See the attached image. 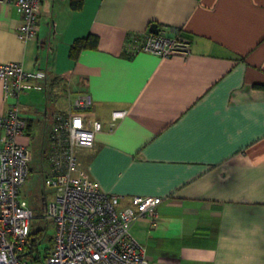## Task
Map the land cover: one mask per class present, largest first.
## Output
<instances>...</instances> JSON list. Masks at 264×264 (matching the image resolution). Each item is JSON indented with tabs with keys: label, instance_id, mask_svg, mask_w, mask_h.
Listing matches in <instances>:
<instances>
[{
	"label": "crops",
	"instance_id": "crops-1",
	"mask_svg": "<svg viewBox=\"0 0 264 264\" xmlns=\"http://www.w3.org/2000/svg\"><path fill=\"white\" fill-rule=\"evenodd\" d=\"M21 19L0 1V63L45 73L17 96L0 82V113L17 104L26 120L18 141L28 146L39 121L46 151L54 114L85 111L102 124L79 155L88 178L121 205L161 197L154 223L130 227L150 264H264V0H41L26 41ZM152 23L188 36L190 53L130 54L129 35ZM89 34L95 47L71 56ZM80 94L89 108L74 109Z\"/></svg>",
	"mask_w": 264,
	"mask_h": 264
},
{
	"label": "built area",
	"instance_id": "built-area-1",
	"mask_svg": "<svg viewBox=\"0 0 264 264\" xmlns=\"http://www.w3.org/2000/svg\"><path fill=\"white\" fill-rule=\"evenodd\" d=\"M5 1V0H0ZM21 22L17 35L22 40L37 35L41 0H14ZM131 54L140 50L161 57L187 55L191 39L183 34L132 33L126 40ZM44 71H26L19 61L0 63V82L5 96H17L29 78L44 77ZM74 109H87L91 100L77 95ZM121 112H113V121ZM102 129L99 121L87 119L85 111H58L53 116L47 162L50 174L45 183L55 192L46 205V217L53 221L52 247L42 264H150L143 244L130 232L133 221L157 216L158 196L132 195L121 205L123 195L103 191L86 175L80 152L91 147L95 134ZM0 264H31L24 254L33 212L21 189L29 173L30 154L18 137L26 130V120L17 104L0 113Z\"/></svg>",
	"mask_w": 264,
	"mask_h": 264
},
{
	"label": "rangeland",
	"instance_id": "rangeland-1",
	"mask_svg": "<svg viewBox=\"0 0 264 264\" xmlns=\"http://www.w3.org/2000/svg\"><path fill=\"white\" fill-rule=\"evenodd\" d=\"M47 129L48 125L44 123L39 121L34 123V131L27 146L30 154L29 173L21 189V196L27 200L33 212L32 228L39 229L41 232L39 245L41 251L47 246L52 247L55 232L53 221L46 217V205L55 192L54 187H49L45 183L46 177L50 174L49 165L44 156L48 143Z\"/></svg>",
	"mask_w": 264,
	"mask_h": 264
},
{
	"label": "trees",
	"instance_id": "trees-1",
	"mask_svg": "<svg viewBox=\"0 0 264 264\" xmlns=\"http://www.w3.org/2000/svg\"><path fill=\"white\" fill-rule=\"evenodd\" d=\"M84 1L85 0H69V6L72 10H81L83 8ZM96 42H97V38L90 34L83 37H77L73 40L70 46V55L75 56L78 51L84 48H93L95 47ZM260 87L264 88V85ZM47 151L48 149L44 151L45 157L47 155ZM40 235L41 232L39 229L34 230L32 228V220H31L28 241L24 250L25 251L24 254L31 264H42L44 258L47 256V254L51 249V246L45 247L43 251L39 249V245L41 243Z\"/></svg>",
	"mask_w": 264,
	"mask_h": 264
},
{
	"label": "water",
	"instance_id": "water-1",
	"mask_svg": "<svg viewBox=\"0 0 264 264\" xmlns=\"http://www.w3.org/2000/svg\"><path fill=\"white\" fill-rule=\"evenodd\" d=\"M149 31L150 32H153V33H157L158 32V25H157V23H152L149 26Z\"/></svg>",
	"mask_w": 264,
	"mask_h": 264
}]
</instances>
